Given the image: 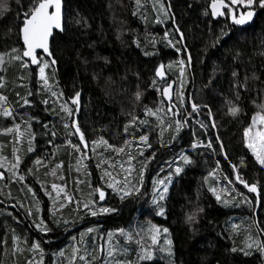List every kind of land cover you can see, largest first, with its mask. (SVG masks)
<instances>
[{
  "label": "trees",
  "instance_id": "obj_1",
  "mask_svg": "<svg viewBox=\"0 0 264 264\" xmlns=\"http://www.w3.org/2000/svg\"><path fill=\"white\" fill-rule=\"evenodd\" d=\"M146 6L139 10L148 17L149 24L147 31L153 35L163 34L166 28L171 27V22L166 25H155L153 20L155 12L151 7V0H145ZM210 0H173V11L176 13V22L179 23L185 33L184 43L187 45L188 52L192 55V66L187 71V83L185 85V96L188 105L192 101L197 103H209L212 107L213 116L217 123V128L213 132H219L220 139L224 143V151L228 153L229 160L239 165L241 157L246 158L247 167L241 168V173L249 182L259 180L264 186V170L255 164L251 152L245 147L243 140V130L251 122V116L257 110L251 103L256 98V89L264 87V12L257 11V17L252 23L253 26L238 27L231 26L230 21L220 18L214 20L210 16L203 15ZM3 3V0H0ZM27 4V0H22ZM66 32L64 34L55 33L50 48L57 60L55 80L59 82L58 87L62 89L65 98L71 97L75 91L81 92L80 111L78 120L82 130L85 132L86 140L89 142L88 155L81 163L80 153L66 146V140L71 139L73 143H79L78 137H67L66 130L63 128V121L54 114L44 109L55 107L59 111L58 104L45 106L40 103L41 99L48 98L46 95L39 94L40 83L38 67L30 66L24 70L19 66V62L6 65V71L0 73L7 81V87L0 89L7 95L11 106L17 115L11 122L0 117V131L5 126L11 127L14 123H20L24 127L23 113L26 109L21 108L19 97L26 95L28 89L38 92L37 95L30 97L34 100L35 106L27 111L39 117L44 123H49L50 128L56 131L54 144L60 145L57 150L53 144L48 143L49 137L45 135V129L40 127L38 122H33V130L37 133L35 142V153H24L26 148V138L22 143L21 155L24 156L25 163L33 161L38 155L45 158V166L35 171V176L26 174L24 182L8 179L0 181V264H26L28 259H32L33 254L27 250V245L23 243L25 238L31 244L36 239L47 241L42 243L45 249L44 264H55V254L67 248L72 243L68 240L71 236H77L87 227L98 228V232L86 238V244L91 246L104 243L101 237L109 231H116L119 228L129 229L132 232L141 233L144 241L150 242L146 229L151 224L166 227L171 233L173 250L176 259L182 264H264V256L254 252L252 256L245 257L240 253H231L230 248L243 246L246 237L245 229H250L252 234L257 235L258 228H264V188H262L261 202L257 210V205L250 208L248 205L239 207H225L216 201L215 196L208 191L209 185L222 189L219 182L215 179L227 176L235 182L234 174L227 160L222 155L212 153L211 150L199 149L193 151L189 142L193 139L190 132L195 131L200 139L208 138L203 129L191 123L190 128H185L181 133L183 137L172 148H159L157 139L159 129L155 127L157 121L155 117L145 113V106L155 109L159 107V101L164 99L160 93L151 87L154 78L155 68L159 63H169L179 58L173 49H167L163 44L158 45L160 55L157 57H145L140 49L131 44V40L137 34L144 40L146 28L140 16H133V11H137L134 0H64ZM192 4V8H188ZM12 11L0 18V52L10 51L15 47H22V41L18 35L20 24L17 13L23 11L18 7L15 0H10ZM84 18L88 27L77 24L76 21ZM230 27V37L222 40L215 48L208 47L214 34L218 33L225 25ZM11 29V31H9ZM211 30V34H210ZM117 37H120L119 39ZM93 45V47H89ZM144 45H142L143 47ZM148 50H151L150 46ZM239 51L242 55L239 61L234 60L235 53ZM102 57H107L110 63H105ZM87 61V62H85ZM235 67L241 74L249 77L253 73L260 77L259 81L249 80L251 89L248 93H242L239 102L243 108L242 114L233 118L227 115V107L224 103L225 98H234L230 91V69ZM216 68L215 80L213 81L215 90L204 88L208 79L213 75ZM223 69V71H221ZM50 71V70H49ZM139 73V76L135 75ZM169 79L175 80L178 71L174 68L168 72ZM24 76L21 81L19 77ZM157 79V87H163V82ZM218 82V83H217ZM26 85L21 87L20 85ZM139 90L144 93L140 101L135 100V92ZM220 93H223L221 95ZM175 102V99L173 100ZM131 113V115H129ZM61 115H63L61 113ZM132 116H138L141 120H148L149 125H139L137 129L129 127V133L135 132L138 137L140 129L150 132V141L153 149H158L157 158L148 167L145 176V185L140 197L126 199L121 202L119 197L108 189L105 182L100 179L101 169L96 167L103 157L109 159L115 168H109L117 180H122L125 173L120 165L128 168L127 152H131L136 159L131 161V165L136 169L131 177L133 182L137 178V173L141 167L140 161L145 159L152 149L146 150L143 157L138 155L144 146L135 141L132 146L125 150V154H119L105 150L102 146L94 153L91 150V141L103 137L110 144L116 147L123 146L126 139L131 137L124 132L125 125L129 124ZM205 119L208 123L212 117L206 115L203 110L196 119ZM170 132L165 131L164 140L167 141ZM214 147L216 146L215 139ZM0 143L5 145L3 154L12 159L13 138L8 135H0ZM181 149L187 150L197 161L194 167L186 168L185 173L173 179L169 189L168 198L164 203L166 207V217L157 216L155 206L150 201L152 193V180L154 176L163 168L164 171L159 175L163 177L171 169L165 163L172 160ZM219 151V149H218ZM54 154V158H53ZM89 157L91 159H89ZM220 161L221 171L215 178L209 177V172L216 168V161ZM61 168H56L61 164ZM86 164L88 167H82ZM108 168V165H104ZM77 168L80 170L77 171ZM56 170V175L52 171ZM5 171L7 169H0ZM90 173V175H86ZM21 173H24L23 166ZM63 176L64 180L59 177ZM208 178L205 181V178ZM40 181L47 185L51 191V184L56 183L65 187V191L73 197V203H67L61 212L65 218H74L75 203L88 199L97 198L93 195L95 187L103 186L108 193L106 200L101 202L103 206L117 209L116 212L98 217H85L84 221L65 232L62 228L43 236L32 227L33 217L26 215L25 208L32 206L31 194L27 191L32 187L37 191L38 197L42 202L43 214L47 219H51L52 201L44 194V189L40 187ZM80 181H83L82 183ZM238 191L253 198L255 194L248 193L244 187L236 183ZM231 187H229L230 189ZM222 199H230L226 192L220 193ZM55 195V193H53ZM235 195V193H232ZM63 199V194H62ZM23 204L24 208L20 205ZM203 209V211H198ZM196 214L194 223L188 222V216ZM259 221V225L254 223ZM240 225L238 234H233L231 226ZM135 227V229H134ZM20 237V241H14V237ZM139 238V237H137ZM164 235L161 236L163 246ZM264 239V235L259 236ZM116 236H114V241ZM7 241V244L4 243ZM19 243L22 253L14 254V246ZM123 245V244H122ZM137 246L133 243L129 246L127 259L135 262ZM66 262V261H65ZM64 262V264H66ZM60 264V262H58ZM79 264V262H78ZM145 264H169V258L165 253L157 250L156 259Z\"/></svg>",
  "mask_w": 264,
  "mask_h": 264
},
{
  "label": "snow or ice",
  "instance_id": "obj_2",
  "mask_svg": "<svg viewBox=\"0 0 264 264\" xmlns=\"http://www.w3.org/2000/svg\"><path fill=\"white\" fill-rule=\"evenodd\" d=\"M18 7L22 8L23 11L17 13V18L20 21L18 27V35L22 40V47L13 46L10 51L0 52V73L5 72L6 65L19 62L21 69L28 70L30 66L35 65L38 67V75L40 83L39 94L46 95L48 98L41 99L40 103L49 106L51 104H58L59 111L55 107H46L44 110L51 114L59 117L63 121V128L66 130L67 137L76 136L78 137L79 143H73L71 139L66 140V146L72 148L75 152L80 153V159L77 163L85 158V149L89 148V142L86 140L85 132L82 130L80 122L77 118V114L80 111L81 103V92L75 91L71 97L65 98L64 91L59 89V82L55 80L56 77V64L57 60L53 55V51L50 48V41L52 40L54 33L64 34L66 32V19L64 11V0H27V4H23L22 0H15ZM137 11H133V16H140L143 24L145 25L146 32L144 40H141L139 34L131 40V44L135 45L137 49H140L142 55L145 57H157L160 55V48L158 45L163 44L167 49H173L179 58L173 60L167 64L159 63L155 68L154 78L151 82V87L158 91L161 97L159 101V107L152 109L145 106V113L148 116L156 118L155 127L159 129L157 143L159 148H172L180 139L183 137L181 133L185 128L191 127V121L195 120L196 124L199 125L200 129H203L206 133L208 128H217L216 120L213 116L212 107L209 103H197L192 101L190 106L185 96V85L187 83V71L192 64V55L187 50L185 41V33L182 30L179 23L176 22V13L173 9V0H151V7L155 12V18L153 24L155 25H166L171 22V27L166 28L163 34L153 35L147 31L149 24L148 17L139 10L144 9L146 6L145 0H134ZM188 8H192V4H188ZM264 12V0H210L207 4L203 15L210 16L214 20L224 18L230 21L231 26H253L252 22L257 17V11ZM12 11L10 7V0H3L0 3V18L3 15ZM84 27H88L87 22L84 18H80L76 21ZM11 31V29H9ZM211 34V30H210ZM230 37V27L228 24L225 25L218 33L214 34L213 39L210 41L208 47L215 48L222 40ZM118 39L120 37H117ZM142 45H144L142 47ZM150 46L151 50H148ZM93 47V45H89ZM41 52L44 55H41ZM264 55V53H261ZM241 53L237 51L234 55V60L239 61ZM105 63H110L107 57H102ZM87 62V61H85ZM178 70V75L175 80H168V72L173 69ZM50 70V71H49ZM216 68L213 69V75L208 79L204 88L215 90L213 81L215 80ZM223 71V69H221ZM230 91L234 98H225V105L227 107V115L237 118L242 112L243 108L239 103L241 101L242 93H248L251 91L249 87V80L259 81L260 77L255 73L249 77L247 74L241 78L240 72L235 68L230 70ZM137 77L139 73H135ZM163 82V87H157V79ZM21 81L25 79L24 76L19 77ZM218 83V82H217ZM264 84V81H261ZM174 85L175 90V102H173ZM21 87L26 85L21 84ZM7 87V81L3 75H0V89ZM135 92V100L140 101L144 95L137 86ZM256 98L251 100L252 105L257 109L255 114L251 116L250 124L243 130V140L245 147L251 152L254 158L255 164L259 165L261 170H264V87L256 89ZM38 92H33L28 89L26 95L21 96L19 92L16 93L20 99L17 103L20 104L21 108L26 109L23 113V117H27L24 120V127L20 123H14L11 127L5 126L0 135H8L13 138L12 147V159L9 160L8 156L3 154L5 145L0 143V169H7V175L5 171H0V181L14 179L15 181L24 182L26 180V174L35 176V171L40 167L45 166V158L39 155L29 163H25L24 156L21 155L22 143L26 138V148H23L24 153H35L36 152V138L37 133L33 130V122H38L42 129H45L44 133L49 137L48 143L53 144L58 150L60 145L54 144V138L57 136L56 131L50 128L49 123H44L39 120V117L27 111L35 106V101L30 99L37 95ZM223 95V93H220ZM206 110V115L212 117L210 122L206 124L204 121L196 119L200 113ZM61 113L63 115H61ZM17 115H20L11 106L9 98L0 92V117L9 120H15ZM131 115V113H129ZM139 125L148 126V120H141L138 116H132L128 125H125L124 132L131 138L126 139L123 146L116 147L110 144L108 140L100 137L91 141V150L96 152L99 147H103L106 151L111 150L117 155L125 154V150L133 145L135 141H139L144 146L143 150L138 152V155L143 157L146 150L152 149L149 155L140 161L141 167L137 173L135 182L131 177L133 171L136 169L131 165V161L136 159L131 152H127L128 157V168H124L123 164L120 165L121 169L127 173L122 180H117L109 168H115L116 165L112 164L109 159L103 157V153H100V159L98 160L96 167L101 169L102 175L100 179L103 180L108 189L112 190V193L116 194L120 201L123 202L126 199L140 197L142 190L145 185V176L148 172V167L157 158L158 149H153V144L150 141V132L140 129V135L137 137L135 132L129 133V127L137 129ZM165 131L170 132V137L167 141L164 140ZM193 137L189 142V146L193 151L199 149L211 150L212 153L222 155L225 160L230 164L232 172L234 174L235 182L233 179L227 176L224 179L227 180L228 185L231 188L217 189L215 186L209 185L208 191L211 192L217 202L222 203L223 206L239 207L241 205L252 206L253 203L258 206L261 202L262 188L260 181L249 182L241 173V168L247 167L246 158L241 157L239 165L232 163L229 160L228 153L224 151V143L220 139L219 132L215 135L216 146L214 147L213 139L209 138L206 141L197 137L196 132H190ZM219 149V151H218ZM54 158V154H53ZM89 159H91L89 157ZM165 163L168 165L169 172L162 178L152 180V198L151 203L155 206L156 215L160 217H166V207L163 202L168 198L169 189L173 183L175 177H179L185 173L186 168L194 167L197 163L193 159L187 150L181 149L172 160H167ZM104 165H108L105 168ZM25 174L21 173V168ZM63 165L57 164L56 168H61ZM82 167L87 169V165L83 164ZM80 169L77 168V171ZM163 172L164 169H159ZM221 171L220 161H216V168L209 172V177L215 178L217 173ZM52 175H56V170L52 171ZM86 175L90 173L86 172ZM64 180L63 176L59 177ZM207 177L205 181H207ZM40 183V187L44 189V194L49 197L52 201V210L50 212L51 219H47L43 214L44 209L42 208V202L38 197V193L32 187H29L27 191L31 194L33 205L25 208L26 215L33 217L32 227L35 231L43 236H47L49 233L54 232L56 229H63L65 232L75 227L78 223L84 221L85 217H98L102 215H108L117 211L112 207L103 206L101 202L106 200L108 193H106L103 186L95 187L93 189V195H96L95 199H88L87 201L81 202L79 200L74 201L75 203V216L74 218H65L62 215L61 210L67 206V203H73V197L70 196L66 191L65 187L60 184L52 183L51 191L48 190L47 185ZM81 183L83 181H80ZM236 183L242 185L248 193L255 194L252 199H249L244 192L238 191ZM221 192H226L231 197L230 199H222ZM55 193V195H53ZM235 193V195H232ZM63 194V199H62ZM66 201L67 203H65ZM24 208V205H20ZM198 211H203L199 209ZM188 222L194 223L196 221V214L188 216ZM259 225V221H254ZM240 225L233 224L231 231L233 234H238ZM98 232V228L87 227L84 232L77 236H71V240L74 243H70L66 249L61 250L58 253L60 258V264H145V262H151L156 259L157 250L161 253H165L169 258V264H175L173 250V241L171 239V233L166 227H161L156 224H151L146 229L150 244L144 242V238L141 233L145 232V229H141L138 232H132L119 228L115 232L109 231L105 236L101 237L104 243H100L94 246H89L84 242V237L89 236L93 233ZM246 237L243 240L242 247H236L235 243L230 248L231 253H240L245 257L252 256L254 252H258L261 256H264V239H260L259 236L264 235V228H258L257 235H253L250 229H245ZM119 234L126 241L125 244H121L119 240L114 241V236ZM164 235L163 246L158 247L161 243V236ZM139 237V238H137ZM14 241L19 242L20 237H14ZM42 239H36L31 244L25 238L23 243L27 245V250L33 254L32 259H28L26 264H44L45 249L42 247ZM7 244V241H4ZM135 244L138 248L136 252L135 262L128 260L126 257L129 253V246ZM24 249H21L19 243L14 246V254L22 253Z\"/></svg>",
  "mask_w": 264,
  "mask_h": 264
},
{
  "label": "rangeland",
  "instance_id": "obj_3",
  "mask_svg": "<svg viewBox=\"0 0 264 264\" xmlns=\"http://www.w3.org/2000/svg\"><path fill=\"white\" fill-rule=\"evenodd\" d=\"M177 70V69H176ZM178 71V70H177ZM177 87V86H176ZM176 87H175V90H176ZM175 99V98H174ZM205 120V119H204ZM191 123H192V125H193V128L195 127V126H197V127H199V125L198 124H196V122H195V120H192L191 121ZM206 123V122H205ZM207 124V123H206ZM200 129V128H199ZM212 129V128H211ZM213 131V130H212ZM204 132V131H203ZM207 133H208V135H209V138H211V135H212V139H214L215 138V133L214 132H212L211 133V130H210V127L208 128V130H207ZM204 134H205V132H204ZM203 140H207V137L205 138V139H203ZM86 152H88V151H85V153ZM87 155V154H86ZM160 173V172H159ZM159 173L157 174V175H155L154 176V179L155 178H157V176H159L160 178H162L160 175H159ZM218 182H219V185L222 187V186H224V188H229V187H231L230 185H228V182H227V180L225 179V181L226 182H222V179L219 177V178H215ZM152 194V193H151ZM151 198H152V195L150 196V201L148 202V203H151ZM249 199H250V197H249ZM152 204V203H151ZM253 206H255V204L253 203V205L252 206H249L250 208H252ZM134 229H135V227H134ZM125 230H128V231H131V230H129V229H125ZM85 230H83L82 232H84ZM112 232H115V231H112ZM86 238H87V236H85L84 237V242L86 243ZM68 240H70V241H72L71 240V237L68 239ZM116 240H119L120 241V243L121 244H125L126 243V241H125V239L123 238V237H121L119 234H117L116 235ZM146 244H150L151 242H147V241H144ZM72 243H74L73 241H72ZM56 258H55V264H58V262H60V258H58V255L57 254H55L54 255ZM65 262V261H64ZM66 263V262H65ZM176 264H182L180 261H179V259L177 260L176 259Z\"/></svg>",
  "mask_w": 264,
  "mask_h": 264
},
{
  "label": "water",
  "instance_id": "obj_4",
  "mask_svg": "<svg viewBox=\"0 0 264 264\" xmlns=\"http://www.w3.org/2000/svg\"><path fill=\"white\" fill-rule=\"evenodd\" d=\"M64 10H65V4H64ZM256 18H254V20H255ZM254 22V21H253ZM252 22V23H253ZM248 25H245V26H238V27H241V28H244V27H247ZM54 35H55V33H54ZM54 37V36H53ZM53 39V38H52ZM22 41V40H21ZM52 41V40H51ZM51 41H50V45H51ZM41 55H44L42 52H41ZM33 66H35V65H33ZM191 66H192V64H191ZM190 66V67H191ZM168 79H169V75H168V77H167ZM175 87H176V85H174V93H173V100H174V98H175ZM164 98V97H163ZM164 99H166V98H164ZM77 118H78V114H77ZM86 154L88 155V152H86ZM258 208H259V205L257 206V210H258Z\"/></svg>",
  "mask_w": 264,
  "mask_h": 264
},
{
  "label": "built area",
  "instance_id": "obj_5",
  "mask_svg": "<svg viewBox=\"0 0 264 264\" xmlns=\"http://www.w3.org/2000/svg\"><path fill=\"white\" fill-rule=\"evenodd\" d=\"M199 120H202V121H204V122H206L208 124V122L206 120L202 119V118H200ZM210 130H211V133H212L213 131H212L211 127H210ZM206 134L208 135L207 132H206ZM207 139H209V135H208V138ZM211 139H212V135H211Z\"/></svg>",
  "mask_w": 264,
  "mask_h": 264
}]
</instances>
